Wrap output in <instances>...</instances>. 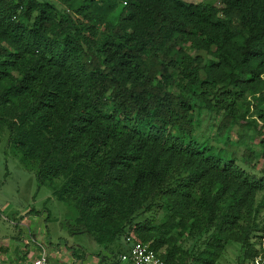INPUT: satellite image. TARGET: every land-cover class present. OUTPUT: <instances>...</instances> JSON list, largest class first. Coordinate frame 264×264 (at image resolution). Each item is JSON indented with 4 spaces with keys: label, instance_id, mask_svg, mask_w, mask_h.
<instances>
[{
    "label": "trees",
    "instance_id": "16d2710c",
    "mask_svg": "<svg viewBox=\"0 0 264 264\" xmlns=\"http://www.w3.org/2000/svg\"><path fill=\"white\" fill-rule=\"evenodd\" d=\"M263 129L264 0H0V134L100 262L128 236L165 264L257 254Z\"/></svg>",
    "mask_w": 264,
    "mask_h": 264
},
{
    "label": "rangeland",
    "instance_id": "374dc122",
    "mask_svg": "<svg viewBox=\"0 0 264 264\" xmlns=\"http://www.w3.org/2000/svg\"><path fill=\"white\" fill-rule=\"evenodd\" d=\"M218 121V116L203 112L196 134L203 139L210 138L211 143L223 147V143L216 139L215 125ZM231 136L234 140L239 138L237 128ZM248 141L258 153V140ZM244 151L245 144L238 148L239 162H244L241 160ZM253 164L254 172L264 175V157H254ZM262 198L264 191L258 193L257 201ZM77 216L75 206L54 197L49 185L38 183L35 167L26 163L15 151L9 141V133L0 134V264L14 256L23 257L28 249H32L33 254L38 253L39 242L48 251L51 264H125L120 261L121 253L116 256L107 254L108 258L100 262V258L92 254L96 247L87 235L72 233L70 225ZM259 220H264V205ZM253 241L257 249L262 245L257 237ZM240 253V244H230L217 264H235Z\"/></svg>",
    "mask_w": 264,
    "mask_h": 264
},
{
    "label": "built area",
    "instance_id": "2783aa9c",
    "mask_svg": "<svg viewBox=\"0 0 264 264\" xmlns=\"http://www.w3.org/2000/svg\"><path fill=\"white\" fill-rule=\"evenodd\" d=\"M262 245L258 247V253L242 264H264V238ZM127 244L130 249L121 254V260L130 264H165L158 254L149 247L147 243L136 240L134 237H127ZM40 250L38 255L26 261H3L1 264H51L48 251L39 242ZM236 264V263H235Z\"/></svg>",
    "mask_w": 264,
    "mask_h": 264
},
{
    "label": "crops",
    "instance_id": "0c3cea01",
    "mask_svg": "<svg viewBox=\"0 0 264 264\" xmlns=\"http://www.w3.org/2000/svg\"><path fill=\"white\" fill-rule=\"evenodd\" d=\"M38 255V253H34L33 254V251H32V249H28L26 252H25V255L23 256V257H21V256H18V257H13L11 260H13V261H22L24 258L25 259H27V260H29V259H32V258H34L35 256H37ZM56 256V255H55ZM56 259H57V257H56ZM121 262L122 263H125V262H123L122 260H121ZM50 263H51V261H50ZM52 264H53V262H52ZM125 264H130V263H125Z\"/></svg>",
    "mask_w": 264,
    "mask_h": 264
}]
</instances>
